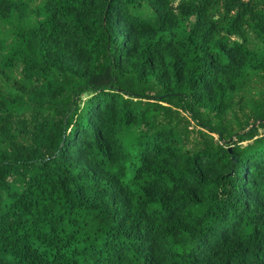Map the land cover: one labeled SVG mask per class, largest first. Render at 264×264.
I'll return each mask as SVG.
<instances>
[{
    "label": "trees",
    "instance_id": "1",
    "mask_svg": "<svg viewBox=\"0 0 264 264\" xmlns=\"http://www.w3.org/2000/svg\"><path fill=\"white\" fill-rule=\"evenodd\" d=\"M0 264H264V0H0Z\"/></svg>",
    "mask_w": 264,
    "mask_h": 264
},
{
    "label": "rangeland",
    "instance_id": "2",
    "mask_svg": "<svg viewBox=\"0 0 264 264\" xmlns=\"http://www.w3.org/2000/svg\"><path fill=\"white\" fill-rule=\"evenodd\" d=\"M31 1H33V2H38V0H31ZM83 98V97H82ZM192 126V123L190 122L189 124H188V127H191ZM189 135L191 136V134L189 133ZM215 136V135H214ZM233 135L232 136H230V138H232L233 139ZM241 143H245V141H242ZM228 147H230V145H228Z\"/></svg>",
    "mask_w": 264,
    "mask_h": 264
},
{
    "label": "water",
    "instance_id": "3",
    "mask_svg": "<svg viewBox=\"0 0 264 264\" xmlns=\"http://www.w3.org/2000/svg\"><path fill=\"white\" fill-rule=\"evenodd\" d=\"M227 149L230 150V147H228Z\"/></svg>",
    "mask_w": 264,
    "mask_h": 264
}]
</instances>
